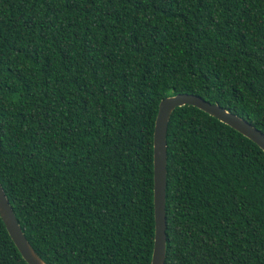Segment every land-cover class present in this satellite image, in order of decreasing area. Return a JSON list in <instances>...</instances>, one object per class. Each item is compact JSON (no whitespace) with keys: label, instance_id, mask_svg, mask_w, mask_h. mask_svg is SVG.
<instances>
[{"label":"trees","instance_id":"1","mask_svg":"<svg viewBox=\"0 0 264 264\" xmlns=\"http://www.w3.org/2000/svg\"><path fill=\"white\" fill-rule=\"evenodd\" d=\"M178 92L264 133V0H0V183L47 264H150ZM166 140L165 264H264V151L192 105Z\"/></svg>","mask_w":264,"mask_h":264},{"label":"water","instance_id":"2","mask_svg":"<svg viewBox=\"0 0 264 264\" xmlns=\"http://www.w3.org/2000/svg\"><path fill=\"white\" fill-rule=\"evenodd\" d=\"M183 105L195 106L217 118L252 140L264 151V133L245 118L227 110L223 106L215 102H209L197 94L187 92H178L160 99L154 120L152 138L154 238L150 264H165L167 239L165 211L167 127L173 110ZM0 217L8 234L26 262L28 264H47L24 235L1 183Z\"/></svg>","mask_w":264,"mask_h":264}]
</instances>
